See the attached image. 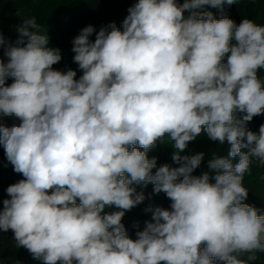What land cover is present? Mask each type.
Masks as SVG:
<instances>
[{
  "label": "clouds",
  "instance_id": "9594fccd",
  "mask_svg": "<svg viewBox=\"0 0 264 264\" xmlns=\"http://www.w3.org/2000/svg\"><path fill=\"white\" fill-rule=\"evenodd\" d=\"M238 2L139 0L123 31L112 23L93 42L89 25L74 38L78 80L74 70L53 69L60 49L48 47L34 17L24 19L8 62L0 59V119L21 121L0 123V145L24 177L6 189L0 231L12 230L16 246L44 264L255 261L264 251V215L243 202V179L253 159L264 165V124L258 133L247 127L264 115V26L195 11ZM202 130L231 146L227 157L209 160L211 177L192 175L204 153L180 155ZM166 135L180 166L153 174L156 158L147 151ZM141 183L171 205L146 209L152 220L132 239L122 218L145 200L132 187Z\"/></svg>",
  "mask_w": 264,
  "mask_h": 264
},
{
  "label": "trees",
  "instance_id": "16d2710c",
  "mask_svg": "<svg viewBox=\"0 0 264 264\" xmlns=\"http://www.w3.org/2000/svg\"><path fill=\"white\" fill-rule=\"evenodd\" d=\"M138 2L139 0H0V32L5 38L4 47H0V59L5 64L8 62L9 58L5 55V51L9 44L15 46V42L19 38L18 26L23 24L24 19L34 17L41 26V34H46L49 37L48 47L60 49L62 59L52 66L53 69L61 72H66L69 69L74 70L76 71L75 79L78 80L83 75V70L73 59L75 55L72 51L74 38L89 25L95 29L90 37L93 42L96 33L102 27H107L112 23H115L116 27L123 31V21L130 14L129 9ZM177 2L182 4L184 0H177ZM195 11H209L213 13L214 18L227 17L237 25L244 19H248L259 26H264V0H240V2L232 5L225 3L223 9L206 5ZM189 15L190 12L186 10L184 16L187 18ZM26 42L27 38H25V44ZM232 43L235 41L233 40ZM227 55L230 53L226 54L222 63H227ZM258 75L264 81V69H260ZM11 83H13V79L9 77L6 80V86ZM0 123L10 128L13 125L18 126L21 121L13 115L2 117ZM262 124H264V115H259L254 117L247 127L249 130L258 133ZM174 143L170 136L166 135L162 140L157 141L154 148L147 151L149 159L156 158V167L152 170L153 174L165 164L171 168L180 166L172 160L173 153L178 151L174 147ZM137 147L139 146L137 145ZM230 147L227 141L221 144L219 141L211 140L202 130L201 134L189 142L186 149L180 152V155L191 156L204 153L200 166L193 171L192 175L200 176L208 172L211 177L215 173L208 167L209 160L212 159L213 154L227 157ZM139 150L144 151L142 148ZM242 151H247V149ZM236 162H238V157L233 159V163ZM21 179L24 177L22 174L14 172L13 166L6 158L3 146L0 145V210L3 208V200L10 199L6 189ZM211 182L214 183V180ZM243 185L248 189L247 199L243 202L258 209L259 215H264V165H260L258 161L253 159L250 171L244 175ZM132 187L136 189L137 193L142 192L145 195V200L126 211L122 223L129 237L136 239V232L142 231L146 222L152 220V211H146V209L149 207L152 209L156 207L170 209L171 201L163 192L154 193V185L151 183L147 185L141 183L132 185ZM77 204H79L78 199ZM117 210L114 207H106L105 212L110 213ZM247 255L244 254L240 258L247 259ZM255 255L256 260L249 262V264H264V251H257ZM0 260H2V264H44L42 258L36 259L27 249L16 246L12 230L0 231ZM214 264H219V262L215 261Z\"/></svg>",
  "mask_w": 264,
  "mask_h": 264
},
{
  "label": "built area",
  "instance_id": "2783aa9c",
  "mask_svg": "<svg viewBox=\"0 0 264 264\" xmlns=\"http://www.w3.org/2000/svg\"><path fill=\"white\" fill-rule=\"evenodd\" d=\"M185 13V12H184Z\"/></svg>",
  "mask_w": 264,
  "mask_h": 264
}]
</instances>
